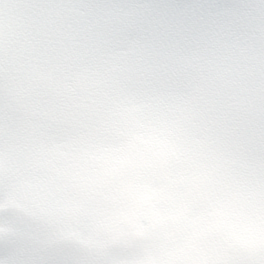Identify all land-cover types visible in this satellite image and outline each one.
Here are the masks:
<instances>
[{"label": "snow or ice", "instance_id": "1", "mask_svg": "<svg viewBox=\"0 0 264 264\" xmlns=\"http://www.w3.org/2000/svg\"><path fill=\"white\" fill-rule=\"evenodd\" d=\"M0 264H264V0H0Z\"/></svg>", "mask_w": 264, "mask_h": 264}, {"label": "clouds", "instance_id": "2", "mask_svg": "<svg viewBox=\"0 0 264 264\" xmlns=\"http://www.w3.org/2000/svg\"><path fill=\"white\" fill-rule=\"evenodd\" d=\"M178 241H179V237L175 236V237H172L170 241H166V242L172 243L173 245H175Z\"/></svg>", "mask_w": 264, "mask_h": 264}]
</instances>
